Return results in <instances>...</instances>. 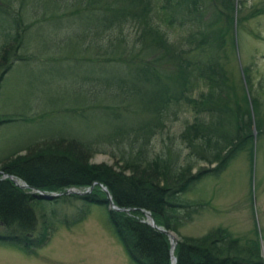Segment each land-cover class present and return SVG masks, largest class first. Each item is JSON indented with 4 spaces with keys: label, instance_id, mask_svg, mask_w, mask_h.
<instances>
[{
    "label": "trees",
    "instance_id": "1",
    "mask_svg": "<svg viewBox=\"0 0 264 264\" xmlns=\"http://www.w3.org/2000/svg\"><path fill=\"white\" fill-rule=\"evenodd\" d=\"M244 4L0 0V96L16 64L39 61L58 88L66 84L64 89L73 91L74 104L58 92L48 98L55 108L0 115V127L36 124L56 113L85 125L81 135L60 133L6 154L0 150V246L37 255L58 228L83 222L89 204H104L134 264H172L169 237L145 222L146 212L158 227L179 236L176 264H264L258 238L242 243L223 227L198 237L180 233L203 207L182 201L181 195L203 176L224 171L241 153L252 154L255 132L264 135V78L255 80L251 65H243L239 75L233 71L235 28L264 14L263 5L242 15ZM52 24L57 29L50 37L44 31ZM31 36L49 53L39 55ZM61 70L70 71V77ZM185 112L193 119L185 122L176 143L169 136L156 151L154 139ZM97 153L117 159L118 169L92 163ZM199 164L216 166L193 173ZM90 187L84 196L63 195ZM101 187L126 211L111 210ZM33 190L60 196L45 200ZM75 203L82 205L57 216L55 205L66 209Z\"/></svg>",
    "mask_w": 264,
    "mask_h": 264
},
{
    "label": "rangeland",
    "instance_id": "2",
    "mask_svg": "<svg viewBox=\"0 0 264 264\" xmlns=\"http://www.w3.org/2000/svg\"><path fill=\"white\" fill-rule=\"evenodd\" d=\"M244 2L246 8L241 13L246 16L254 8L264 5V0H244ZM56 29L57 27L52 24L46 26L44 32L47 36L53 37L51 34L55 33ZM175 30L179 33L178 28ZM234 33L238 50L233 71L239 75L238 71L241 72L243 65H251L254 79L264 78V14L239 23ZM30 40L39 55L49 53V51L43 52L44 49L37 44L38 40L33 36ZM48 44L45 42L44 47ZM41 63L33 61L30 64H16L6 75L0 96V115L25 114L30 107L34 115L40 114L41 110L53 109L55 102L50 103L48 98L58 92L69 96V102L74 105L71 101L73 91L69 88L64 89L68 86L66 84L58 88L57 82L50 80L44 72L48 67L44 68ZM61 74L67 75L66 79L70 77L68 70H61ZM51 81L56 84H49ZM260 117L263 121L264 107ZM192 119L193 115L190 113L181 114L180 119L171 125L163 137L154 139L156 151L160 149L161 140L168 142L166 138L169 136H172L171 141L176 143L185 122H190ZM84 127L83 122L73 121L57 113L43 122L32 125L20 121L14 122L0 127V150L2 154H6L28 141L38 138L40 140L42 137L60 133L81 135L84 134ZM252 152L251 154L248 150L241 153L224 171L203 176L181 195L182 201L198 203L203 207L193 217L192 222L180 229V233L184 236L198 237L212 228L223 227L242 243L258 238L261 245L260 255L264 262V135H256L255 132ZM116 161L117 159L104 153H97L91 159L94 164H106L117 170ZM118 164L121 165L120 162ZM215 166V164L211 166L199 164L193 173H196L198 168L211 169ZM72 190L78 191L70 189ZM81 205L75 203L73 208L66 209L62 205H55L56 214L62 217L65 213L70 214L71 211L80 208ZM147 220L145 216V222ZM176 236L177 242L180 238ZM0 264L134 263L114 234L109 223L107 207L104 204H89L88 215L83 222L70 229L58 228L49 244L39 250L37 255L27 256L15 249L0 246Z\"/></svg>",
    "mask_w": 264,
    "mask_h": 264
},
{
    "label": "water",
    "instance_id": "3",
    "mask_svg": "<svg viewBox=\"0 0 264 264\" xmlns=\"http://www.w3.org/2000/svg\"><path fill=\"white\" fill-rule=\"evenodd\" d=\"M10 179L11 180H13L15 183H16V185H18L20 188H22V189H27V188H29L26 184H20V182L19 181H17L16 179H14L13 177H10ZM92 189H93V187H90L89 189H87L86 191H70V190H68L67 192H64L63 193V195H69V194H77V195H79V196H84V195H87V194H89L91 191H92ZM102 190L105 192V194H106V199H107V201H108V205H109V208L111 209V210H113V211H117V212H125L126 211V209H123V208H118V207H116L115 205H114V203L112 202V200H111V197H110V195H109V193H108V191L106 190V188H102ZM33 192L34 193H37L38 195H40L43 199H45V200H53V199H55L56 197H59L60 196V194H47V193H45V192H41V191H39V190H33ZM145 216L147 217V221H146V223L147 224H149L151 227H153L154 229H156L157 231H159L160 233H163V234H165V235H167L168 237H169V240H170V244H171V255H172V264H176V259H175V257L173 256V250H174V248H175V246H176V243L175 244H173L172 243V241H171V236H172V234H174V232H172V231H168V230H165L164 228H161V227H158L156 224H155V222H154V220H153V218H152V216L150 215V213L149 212H146L145 213Z\"/></svg>",
    "mask_w": 264,
    "mask_h": 264
},
{
    "label": "bare ground",
    "instance_id": "4",
    "mask_svg": "<svg viewBox=\"0 0 264 264\" xmlns=\"http://www.w3.org/2000/svg\"><path fill=\"white\" fill-rule=\"evenodd\" d=\"M176 235L175 234H172L171 236V240H172V243L175 244L176 243Z\"/></svg>",
    "mask_w": 264,
    "mask_h": 264
}]
</instances>
